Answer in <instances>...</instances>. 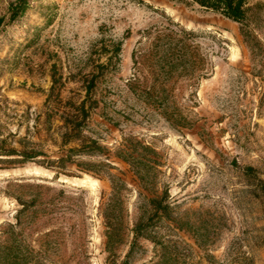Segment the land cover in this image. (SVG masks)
Returning a JSON list of instances; mask_svg holds the SVG:
<instances>
[{"label": "rangeland", "instance_id": "1", "mask_svg": "<svg viewBox=\"0 0 264 264\" xmlns=\"http://www.w3.org/2000/svg\"><path fill=\"white\" fill-rule=\"evenodd\" d=\"M14 1L0 0V138L58 158L61 113L46 100H88L84 139L102 149L78 158L91 172L0 160V229L35 200L36 222L52 218L36 232L59 240L53 264H154L146 238L127 257L131 229L148 216L142 194L168 188L172 217H154L152 232L177 245L179 264H264V33L192 0H28L9 21ZM120 40V59L87 92ZM169 44L186 47V66H168ZM126 137L159 153L154 185L116 156ZM115 176L127 183L126 234L108 249L102 207Z\"/></svg>", "mask_w": 264, "mask_h": 264}, {"label": "trees", "instance_id": "2", "mask_svg": "<svg viewBox=\"0 0 264 264\" xmlns=\"http://www.w3.org/2000/svg\"><path fill=\"white\" fill-rule=\"evenodd\" d=\"M202 9L219 13L226 18L239 22L244 26L252 28L256 31L264 33V2L254 0H192ZM28 0H15L9 3V21H17L22 15L29 10ZM6 16H0V27L4 25ZM193 33V32H190ZM264 38V37H263ZM122 41L116 42V49L108 56L106 64H99V72L92 75L87 81V92L94 87L95 79L103 74L102 68L112 63L114 59L119 60ZM179 51V52H178ZM166 63L174 69L179 66H186V55L188 54L186 47L181 46L175 49L171 44L165 50ZM138 60L135 58V63ZM56 64H53V68ZM101 70V71H100ZM55 82V81H54ZM151 93L156 92L155 85L148 88ZM46 105L50 108L51 113L59 112L60 122L58 125V134L60 136V148L64 149V153L58 158H49L43 150H30L26 144H21L22 149L19 150L7 144L6 139L0 138V160L7 162H27L37 161L43 163L48 168H64L68 163H76L81 167L82 171L91 172L92 166L87 162L79 161L78 158L84 154L101 151L102 146L99 145L97 139H84V127L90 117L93 104H88V100H57L52 104L51 100H46ZM50 112L47 116V123H52ZM52 125V124H50ZM26 140L28 143H34L25 137L19 141ZM81 141L74 146L70 143ZM44 156L47 158L41 159ZM119 159L129 163L139 180L140 185L149 187L154 185L156 180L157 157L159 153L155 148L143 144L134 137L124 138L123 145L116 151ZM253 167H248V172H253ZM62 172L56 171L58 177ZM127 183L120 177H113L111 197L103 204V217L105 224V235L107 237V248H114L115 245L121 244L125 239L126 222L125 208L122 199V188ZM264 193V185H261ZM142 193V192H141ZM151 193V194H150ZM144 193L143 198L148 206V216L141 213L138 220L134 223L131 233L133 235L130 241L131 248L127 254L129 258L137 245L139 238L151 240L154 244L155 258L152 260L154 264H179L176 250L177 245L172 241H164L156 234H153V218L158 217L159 220L170 219L172 216V204L169 199L171 197L168 188H165L161 194ZM22 201V200H21ZM22 208L17 211L15 222H7L0 229V264H53L55 261V245L58 239L53 240L51 233H40L36 230L41 224H44L52 218L45 217L43 222L36 221L41 216L37 211L29 209L35 204L33 202H22Z\"/></svg>", "mask_w": 264, "mask_h": 264}]
</instances>
